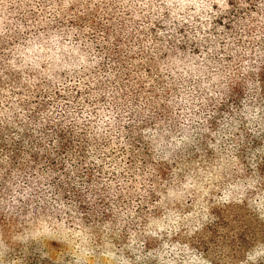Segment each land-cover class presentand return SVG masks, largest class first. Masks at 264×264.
<instances>
[{
    "label": "trees",
    "instance_id": "16d2710c",
    "mask_svg": "<svg viewBox=\"0 0 264 264\" xmlns=\"http://www.w3.org/2000/svg\"><path fill=\"white\" fill-rule=\"evenodd\" d=\"M263 190L264 0H0V264H219Z\"/></svg>",
    "mask_w": 264,
    "mask_h": 264
},
{
    "label": "rangeland",
    "instance_id": "374dc122",
    "mask_svg": "<svg viewBox=\"0 0 264 264\" xmlns=\"http://www.w3.org/2000/svg\"><path fill=\"white\" fill-rule=\"evenodd\" d=\"M197 195L193 201H187L183 193L181 195L176 196L174 202L170 203L169 207H177L176 204L187 205L185 207H191L195 211H197V207L204 206L205 198L210 191V186L206 184V182L201 179L197 182ZM205 191L207 194H205ZM235 210L229 211L228 221L232 225V228L228 227V230L223 229L220 232L229 231L230 233H239L243 232L245 234V239L247 241L246 247L242 245L241 247L234 248L235 251H232L230 247L222 246L220 243L218 245L212 246L211 251L215 256L219 264H264V190L259 192L258 195H253L247 198L246 203L240 205L237 203L234 206ZM237 218V219H236ZM184 221H177L176 212L173 215V219L167 224H161L158 228L160 235L157 239L161 238L163 234H167L169 232L174 235H178L181 241H187L191 236H193L194 230L186 231L183 226ZM188 225H191V222H187ZM5 232L4 240L7 249L11 255H18L19 253H23L22 241L24 240L20 234L18 235L16 232ZM53 241V243L49 244V242ZM76 240L67 241L65 246H61L60 238L56 236H49L45 239L43 243L38 245V249L44 250L48 249V255L51 253L58 251L61 249L62 252L69 251L73 246H75ZM71 245V246H69ZM56 246L58 247L56 249ZM65 247V249H64ZM64 249V250H63ZM104 249L106 250V258L114 259L118 257L119 254L116 253L117 244L116 243H105ZM53 251V252H52ZM212 256V255H211ZM119 257H123L120 255ZM8 258V257H7ZM125 263V261H124ZM3 264H9L7 261H4ZM132 264V263H131Z\"/></svg>",
    "mask_w": 264,
    "mask_h": 264
}]
</instances>
